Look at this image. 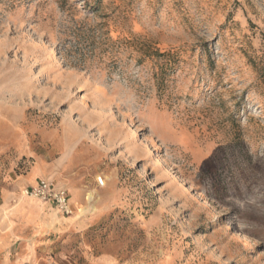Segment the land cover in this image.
<instances>
[{"label": "rangeland", "instance_id": "1", "mask_svg": "<svg viewBox=\"0 0 264 264\" xmlns=\"http://www.w3.org/2000/svg\"><path fill=\"white\" fill-rule=\"evenodd\" d=\"M1 178L54 264H264V0H0Z\"/></svg>", "mask_w": 264, "mask_h": 264}, {"label": "crops", "instance_id": "2", "mask_svg": "<svg viewBox=\"0 0 264 264\" xmlns=\"http://www.w3.org/2000/svg\"><path fill=\"white\" fill-rule=\"evenodd\" d=\"M32 181L0 179V264H54L57 236L69 226L52 204L22 196Z\"/></svg>", "mask_w": 264, "mask_h": 264}, {"label": "built area", "instance_id": "3", "mask_svg": "<svg viewBox=\"0 0 264 264\" xmlns=\"http://www.w3.org/2000/svg\"><path fill=\"white\" fill-rule=\"evenodd\" d=\"M102 182L101 178L97 179L98 186H102ZM21 194L29 199L52 204L58 213L64 217H69L73 214L67 190L55 185L48 179L38 180L36 184L24 188Z\"/></svg>", "mask_w": 264, "mask_h": 264}, {"label": "bare ground", "instance_id": "4", "mask_svg": "<svg viewBox=\"0 0 264 264\" xmlns=\"http://www.w3.org/2000/svg\"><path fill=\"white\" fill-rule=\"evenodd\" d=\"M102 186H105L104 182H102ZM93 197V193H89L87 199L90 200Z\"/></svg>", "mask_w": 264, "mask_h": 264}]
</instances>
